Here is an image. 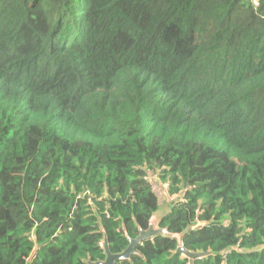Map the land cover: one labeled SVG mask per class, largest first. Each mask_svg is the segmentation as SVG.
<instances>
[{
    "label": "trees",
    "instance_id": "16d2710c",
    "mask_svg": "<svg viewBox=\"0 0 264 264\" xmlns=\"http://www.w3.org/2000/svg\"><path fill=\"white\" fill-rule=\"evenodd\" d=\"M154 173L194 264H264V0H0V264L124 251Z\"/></svg>",
    "mask_w": 264,
    "mask_h": 264
},
{
    "label": "water",
    "instance_id": "95a60500",
    "mask_svg": "<svg viewBox=\"0 0 264 264\" xmlns=\"http://www.w3.org/2000/svg\"><path fill=\"white\" fill-rule=\"evenodd\" d=\"M166 214V213H165ZM165 215L160 216L155 212L149 221V227L147 229H139V234L135 237H128L129 245L127 248L120 253H113L110 248V243L105 235L103 247L105 251L106 258L104 260H99L96 262L90 261V264H122L125 261H130L134 256L140 254L139 248L144 244L145 241L152 240L155 237L162 235L164 237L176 239L178 242V250L190 258V264H194L197 259H201L207 255H210V252H199V253H190L187 251L183 245V238L185 234L189 231L182 233L171 232L168 227H162L161 222Z\"/></svg>",
    "mask_w": 264,
    "mask_h": 264
},
{
    "label": "built area",
    "instance_id": "2783aa9c",
    "mask_svg": "<svg viewBox=\"0 0 264 264\" xmlns=\"http://www.w3.org/2000/svg\"><path fill=\"white\" fill-rule=\"evenodd\" d=\"M251 1H252V3L255 6H259V4H260V0H251ZM144 178L146 180L150 181L154 188H158L159 187L158 191L160 192V194H161V191H162V193H163V194H161L162 197H165V195H166L167 198H170L172 200H175L178 197V196L174 197V196L170 195V193H169V190H170V187H171L170 182L168 180L162 181L158 173L146 174V176ZM83 196H88L87 197L88 198V203L93 204V201L91 199L92 195L90 194V192L84 193ZM200 224H202V222H200V220H199L198 223L195 226H198ZM102 246H103V243H102Z\"/></svg>",
    "mask_w": 264,
    "mask_h": 264
},
{
    "label": "rangeland",
    "instance_id": "374dc122",
    "mask_svg": "<svg viewBox=\"0 0 264 264\" xmlns=\"http://www.w3.org/2000/svg\"><path fill=\"white\" fill-rule=\"evenodd\" d=\"M156 187H157V186H156ZM158 188H159V187H158ZM158 188H156L157 191H158ZM158 193H160V192L158 191ZM161 194H163L162 191H161ZM161 194H160V195H161ZM170 201H172V199H170V198H166V199H165V197H162V199H161L162 207H161V209L157 212L160 216L165 215V213L168 212V210H169V202H170Z\"/></svg>",
    "mask_w": 264,
    "mask_h": 264
}]
</instances>
